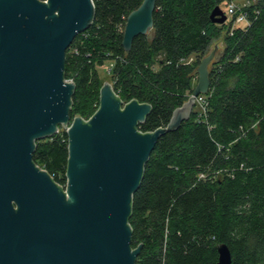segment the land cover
<instances>
[{"label": "trees", "instance_id": "obj_1", "mask_svg": "<svg viewBox=\"0 0 264 264\" xmlns=\"http://www.w3.org/2000/svg\"><path fill=\"white\" fill-rule=\"evenodd\" d=\"M227 0H156L151 34L122 46L126 17L142 0H93L94 18L65 54V78L75 83L70 117L98 107L99 67L113 62L114 91L151 109L138 129L165 127L197 82V66L212 42L223 53L209 67L206 116L163 133L144 166L128 222L137 264H216L225 243L231 264H264V0L246 9L250 25L214 23ZM194 56L191 63L183 59ZM194 83V84H193ZM35 164L65 183L67 134L36 142Z\"/></svg>", "mask_w": 264, "mask_h": 264}, {"label": "water", "instance_id": "obj_2", "mask_svg": "<svg viewBox=\"0 0 264 264\" xmlns=\"http://www.w3.org/2000/svg\"><path fill=\"white\" fill-rule=\"evenodd\" d=\"M156 0L126 17L122 46L151 34ZM94 18L93 0H0V264H137L128 219L132 198L158 138L189 119L210 86L208 65L165 127L141 131L151 106L124 102L104 81L88 117H70L75 83L64 76L66 50ZM226 14L214 7L210 19ZM67 134L65 183L34 163L38 140ZM216 264H231L225 243Z\"/></svg>", "mask_w": 264, "mask_h": 264}, {"label": "built area", "instance_id": "obj_3", "mask_svg": "<svg viewBox=\"0 0 264 264\" xmlns=\"http://www.w3.org/2000/svg\"><path fill=\"white\" fill-rule=\"evenodd\" d=\"M253 0H248L246 3L237 4L233 0H227L226 2V10L225 14L227 18L233 17V24L235 25H242L244 28H246L248 25H250V20H249V14L247 11V7L252 4ZM226 18V19H227ZM194 60V56H189L187 59H183V63H191ZM108 66H104L107 64H103V67L107 69L108 72H111L112 67H113V62L108 61ZM66 80H71V78H65ZM211 89L209 86V89L207 93H200L195 97V104L194 106H197L198 108V118L202 119L206 116V111H207V97L210 95ZM60 130V129H59Z\"/></svg>", "mask_w": 264, "mask_h": 264}, {"label": "rangeland", "instance_id": "obj_4", "mask_svg": "<svg viewBox=\"0 0 264 264\" xmlns=\"http://www.w3.org/2000/svg\"><path fill=\"white\" fill-rule=\"evenodd\" d=\"M235 3H237V4H242V3H246L248 0H233ZM227 3V2H226ZM230 21V18H227L226 19V21H225V23H228ZM150 33H148V35H149ZM216 46V51H215V56H220V55H222V53H223V48H224V43H223V39L221 38V36L220 37H217L213 42H212V44L210 45V47H209V50H208V53L211 51V50H213V48ZM219 52H221V54L219 55L218 53ZM207 53V54H208ZM206 54V55H207ZM217 60V59H216ZM213 61V60H212ZM211 61V62H212ZM215 61V60H214ZM112 62V61H111ZM104 64H107V65H104V66H108L109 64H108V62H106V63H104ZM210 64L211 63H209V65H208V70H209V67H210ZM99 70H100V73H101V76H102V79H103V82L104 81H106V82H108V83H110L111 85H112V83H111V81H110V78H109V74H110V72H108L107 71V69H105V67H103V65H101L100 67H99ZM194 84V83H193Z\"/></svg>", "mask_w": 264, "mask_h": 264}, {"label": "crops", "instance_id": "obj_5", "mask_svg": "<svg viewBox=\"0 0 264 264\" xmlns=\"http://www.w3.org/2000/svg\"><path fill=\"white\" fill-rule=\"evenodd\" d=\"M219 55L221 54V52L218 53Z\"/></svg>", "mask_w": 264, "mask_h": 264}]
</instances>
